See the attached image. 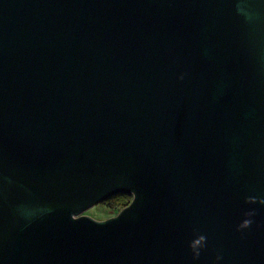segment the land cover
<instances>
[{
    "label": "water",
    "instance_id": "1",
    "mask_svg": "<svg viewBox=\"0 0 264 264\" xmlns=\"http://www.w3.org/2000/svg\"><path fill=\"white\" fill-rule=\"evenodd\" d=\"M0 264H264V0H0Z\"/></svg>",
    "mask_w": 264,
    "mask_h": 264
},
{
    "label": "rangeland",
    "instance_id": "2",
    "mask_svg": "<svg viewBox=\"0 0 264 264\" xmlns=\"http://www.w3.org/2000/svg\"><path fill=\"white\" fill-rule=\"evenodd\" d=\"M118 212L116 210H113L111 208H108L104 204H97L87 211L84 212V214L96 219V220H104L109 217L115 216Z\"/></svg>",
    "mask_w": 264,
    "mask_h": 264
},
{
    "label": "trees",
    "instance_id": "3",
    "mask_svg": "<svg viewBox=\"0 0 264 264\" xmlns=\"http://www.w3.org/2000/svg\"><path fill=\"white\" fill-rule=\"evenodd\" d=\"M131 198V195L128 194H118L106 199L102 204L118 212L129 204Z\"/></svg>",
    "mask_w": 264,
    "mask_h": 264
},
{
    "label": "clouds",
    "instance_id": "4",
    "mask_svg": "<svg viewBox=\"0 0 264 264\" xmlns=\"http://www.w3.org/2000/svg\"><path fill=\"white\" fill-rule=\"evenodd\" d=\"M201 239H203V238H201ZM199 255V253H197V256Z\"/></svg>",
    "mask_w": 264,
    "mask_h": 264
}]
</instances>
